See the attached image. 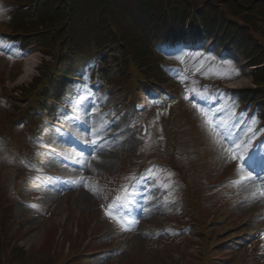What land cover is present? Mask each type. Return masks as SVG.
<instances>
[{
    "label": "rangeland",
    "instance_id": "obj_1",
    "mask_svg": "<svg viewBox=\"0 0 264 264\" xmlns=\"http://www.w3.org/2000/svg\"><path fill=\"white\" fill-rule=\"evenodd\" d=\"M10 7V0H0V72L8 90L16 84L30 82L31 77L24 78L22 73L23 60L31 56L35 59L33 75L41 60L35 49H24L17 42L1 38L9 32ZM120 49L119 44L103 49L85 68L84 76L89 85H86L88 92L83 90L87 93L83 99L78 102L70 99L63 109L51 104V108L44 111L45 114L52 113L46 119L36 109L24 108L22 113L33 114L34 123L41 127V135L37 141L34 137V143L29 145L32 150L35 148L34 153L22 146L16 156L14 154L17 144L26 141V127L23 128L19 121L21 116L16 114L26 103L13 97L0 103L3 127L8 126L3 120L6 113L15 114V119H19L11 124L19 141L17 138L11 143L6 134L0 137V204H9L13 208L15 225L11 231L20 228L25 236L20 245L41 249L48 245L49 238L54 236L57 240L56 236L65 230L72 240L70 249H82L89 241L84 253L107 252L106 256L83 264H203V257L208 258L207 264H264V216L258 215L264 202L257 197L253 181L248 177L240 180L246 171L237 168L252 154L258 161L264 151L263 127L248 131V118L241 124L238 121L241 111H237L235 117L220 114L207 120L211 103L205 105L204 102L207 103L209 98L199 102L193 99L196 94L203 95L199 91L216 90L229 81L237 88L249 86L250 74L245 63L240 59L224 62L203 55L190 62L188 71L178 54L164 55L170 70L162 80L158 94L165 102L160 103L158 99L148 102L147 111L131 124L126 116L132 111L133 104L123 103L125 92H119L115 83L122 75ZM192 77L194 80H190ZM198 80L202 85L199 90H194L198 89ZM178 93L179 102L176 101ZM169 94L176 96L168 101ZM140 96L142 103L150 99L147 95ZM224 98L225 95L221 96V101ZM224 102V110L229 107L239 110L229 98ZM254 107L251 104L246 112ZM126 109L130 110L127 112ZM77 121L86 130L75 124ZM254 122L252 126H257L256 118ZM143 123L148 126L146 136L140 134ZM183 124H187L184 130L181 129ZM258 131L263 136L257 137ZM37 132L33 128L28 135L34 136ZM0 133H3L1 127ZM65 133L86 148L71 145V137H66ZM109 133H117V136L106 143L104 151H93L90 157L89 153L84 154L88 147L95 150L89 140L105 138ZM247 138H250L249 143H245ZM200 149L203 151L198 152ZM208 151L211 155L208 153L207 156ZM199 153L205 156L196 160ZM144 156H151L162 164L146 166L149 160L141 162ZM233 156L244 159H233ZM35 159H38L36 163ZM12 161L19 165L21 162L26 165L27 161L34 163V169L29 164V169L23 168L29 173L35 170V175L24 179L20 186H17L20 170H10V174L1 177V170L10 168L7 165ZM121 173H125L124 176L120 177ZM230 173L236 179L226 195L224 182L218 183ZM147 174H153L152 182L157 184L151 197L141 203V194L135 193L129 207L118 212L114 204L117 191L126 188L129 177L141 175L143 178ZM142 183L140 180L135 191L140 190ZM245 192L248 194L244 196ZM15 193L21 195V201L14 202ZM251 196L257 199L251 206H246L245 201ZM109 205H112L111 209ZM141 209H145V213L139 217ZM106 211H111L124 226L106 215ZM186 224H190L191 231L183 230ZM99 230L100 239L95 241L93 233ZM205 239L216 244L227 241V244L213 247L206 253ZM67 246L61 253L64 257L68 253Z\"/></svg>",
    "mask_w": 264,
    "mask_h": 264
},
{
    "label": "trees",
    "instance_id": "obj_2",
    "mask_svg": "<svg viewBox=\"0 0 264 264\" xmlns=\"http://www.w3.org/2000/svg\"><path fill=\"white\" fill-rule=\"evenodd\" d=\"M12 1L19 7L12 11L9 30L21 41L38 45L50 58L42 62L41 77L22 90L21 97L33 103L49 96L48 86L54 92L63 89L86 59H94L103 47L114 43L124 46L122 80L143 88L160 81L161 60L145 42L147 32H154L152 40L157 43L168 32L181 33L186 24L196 27L198 21L209 36L217 27L220 37L233 36L251 65L264 64V0ZM252 78L264 86V67ZM5 205L0 208V264H83V259L72 260L76 247L65 257L61 254L65 243L72 242L67 233L60 252L53 248L54 236L41 249L18 246V233L11 232L12 210Z\"/></svg>",
    "mask_w": 264,
    "mask_h": 264
},
{
    "label": "bare ground",
    "instance_id": "obj_3",
    "mask_svg": "<svg viewBox=\"0 0 264 264\" xmlns=\"http://www.w3.org/2000/svg\"><path fill=\"white\" fill-rule=\"evenodd\" d=\"M33 57L27 58L25 59L24 65H23V69H25V73L29 72V69L33 66L34 61H33ZM105 147H100L99 150H97L96 152H101L104 151ZM251 167H245V171L247 174H252L251 180L253 181V183L256 185V189H257V197L261 198L264 202V171H263V167L261 168V166L259 167V169H257L254 173H252L250 171ZM244 194H248V192H245ZM255 197H250V199L245 201V205L246 206H251L253 203H255L256 199H254ZM261 216V215H259ZM264 222V220H263ZM248 223H252L251 221H248Z\"/></svg>",
    "mask_w": 264,
    "mask_h": 264
},
{
    "label": "snow or ice",
    "instance_id": "obj_4",
    "mask_svg": "<svg viewBox=\"0 0 264 264\" xmlns=\"http://www.w3.org/2000/svg\"><path fill=\"white\" fill-rule=\"evenodd\" d=\"M9 58L11 59L12 57L10 56ZM186 99H188V98H186ZM226 139L227 138L225 137V140ZM233 159L243 160L244 157L243 156H239V157L233 156ZM238 170H242V166H238ZM149 173H151V170H149ZM150 178H151V175L143 177L144 180H147V179H150ZM248 179H251V176H249ZM131 187H132L131 185L128 186V188H131ZM128 188L124 189V195L123 196H117L116 197V201L114 203L119 202L121 200L125 201V204H118L117 205L118 207H124L126 205V203L129 202L130 197H131V193L128 191ZM111 208H112V205H109V209H111ZM105 214L110 216L113 220H115L117 224H120L121 227L124 226L120 219H118L115 215H112L111 211H106Z\"/></svg>",
    "mask_w": 264,
    "mask_h": 264
}]
</instances>
